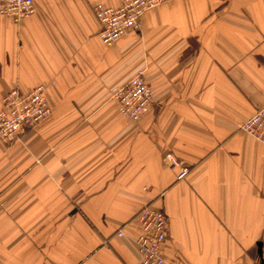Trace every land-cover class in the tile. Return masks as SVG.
<instances>
[{"label": "crops", "instance_id": "1", "mask_svg": "<svg viewBox=\"0 0 264 264\" xmlns=\"http://www.w3.org/2000/svg\"><path fill=\"white\" fill-rule=\"evenodd\" d=\"M34 1L0 13V105L46 84L52 113L0 140V264H138L147 206L168 264H264V145L241 129L264 106V0H171L110 45L94 7L122 0ZM140 71L154 101L132 121L111 91Z\"/></svg>", "mask_w": 264, "mask_h": 264}, {"label": "built area", "instance_id": "2", "mask_svg": "<svg viewBox=\"0 0 264 264\" xmlns=\"http://www.w3.org/2000/svg\"><path fill=\"white\" fill-rule=\"evenodd\" d=\"M171 0H122L118 6L94 7L98 22V36L107 45L115 43L124 35L140 28L142 16L150 9ZM34 0H0V13L19 22L35 14ZM120 113L132 121H139L147 113L154 101V90L143 71L134 75L123 87L111 91ZM52 113L48 100V87L39 84L28 91L19 87L10 90L0 105V140L10 142L26 128L34 127L46 120ZM241 129L260 140L264 145V106L259 108ZM163 161L171 169H178L177 178L183 179L189 167L176 155L168 152ZM264 195V166L263 189ZM141 233L136 239L140 258L138 264H168L163 245L167 238L169 219L162 208L147 206L136 217ZM120 236L124 235L119 231Z\"/></svg>", "mask_w": 264, "mask_h": 264}, {"label": "water", "instance_id": "3", "mask_svg": "<svg viewBox=\"0 0 264 264\" xmlns=\"http://www.w3.org/2000/svg\"><path fill=\"white\" fill-rule=\"evenodd\" d=\"M261 246V243H259V247Z\"/></svg>", "mask_w": 264, "mask_h": 264}]
</instances>
